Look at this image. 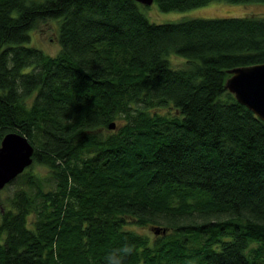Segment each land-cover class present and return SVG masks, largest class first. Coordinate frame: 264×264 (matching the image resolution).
<instances>
[{
  "label": "trees",
  "instance_id": "16d2710c",
  "mask_svg": "<svg viewBox=\"0 0 264 264\" xmlns=\"http://www.w3.org/2000/svg\"><path fill=\"white\" fill-rule=\"evenodd\" d=\"M140 5L0 0V143L34 145L0 199V264H264V120L224 82L264 61V13L157 23ZM55 18L51 56L29 32Z\"/></svg>",
  "mask_w": 264,
  "mask_h": 264
},
{
  "label": "water",
  "instance_id": "95a60500",
  "mask_svg": "<svg viewBox=\"0 0 264 264\" xmlns=\"http://www.w3.org/2000/svg\"><path fill=\"white\" fill-rule=\"evenodd\" d=\"M135 1L149 5L153 0ZM227 72L225 88L264 120V61L237 65ZM108 128H115V122L109 123ZM33 152L34 145L26 135L16 131L5 134L0 143V190L31 166ZM159 230L156 228L155 232Z\"/></svg>",
  "mask_w": 264,
  "mask_h": 264
},
{
  "label": "rangeland",
  "instance_id": "374dc122",
  "mask_svg": "<svg viewBox=\"0 0 264 264\" xmlns=\"http://www.w3.org/2000/svg\"><path fill=\"white\" fill-rule=\"evenodd\" d=\"M140 10L146 15V18L149 21L157 22L160 21H171L172 19L180 18L181 16H198V17H223V16H233V15H244L246 13H264V1H249V2H228L226 0H212L201 6L191 7L190 9L185 10H170L162 11L158 9L157 3L153 2L149 5H140ZM62 20L60 19H49L41 21L37 26L29 32L31 42L28 45L39 48L48 53V55L54 56L60 51L58 44V35L59 23ZM169 61L174 66H183L185 64V57L171 54L169 56ZM111 130V129H110ZM34 172L39 173L40 175L47 176L48 169L44 165L33 164ZM18 187L15 182L7 184L3 189L0 190V199L5 200L6 197L12 194L14 190ZM1 207V204H0ZM139 230L140 228L135 227ZM141 230V229H140ZM146 233L155 235L153 231L143 229Z\"/></svg>",
  "mask_w": 264,
  "mask_h": 264
},
{
  "label": "clouds",
  "instance_id": "9594fccd",
  "mask_svg": "<svg viewBox=\"0 0 264 264\" xmlns=\"http://www.w3.org/2000/svg\"><path fill=\"white\" fill-rule=\"evenodd\" d=\"M127 251H129V252H130V250H127Z\"/></svg>",
  "mask_w": 264,
  "mask_h": 264
}]
</instances>
